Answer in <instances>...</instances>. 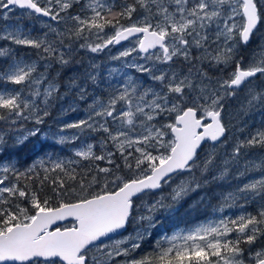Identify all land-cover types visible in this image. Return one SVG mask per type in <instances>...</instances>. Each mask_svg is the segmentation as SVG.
<instances>
[{"label":"snow or ice","instance_id":"1","mask_svg":"<svg viewBox=\"0 0 264 264\" xmlns=\"http://www.w3.org/2000/svg\"><path fill=\"white\" fill-rule=\"evenodd\" d=\"M17 10L46 18L45 30L10 23ZM261 26L264 0H0V264H264V120L241 118L264 110V87L253 83L264 84V43L241 54ZM125 41L106 77L90 63L69 78V92L87 102L83 116L45 132L63 99L49 69ZM242 90L233 113L228 101ZM33 137L71 153L13 159ZM219 182L230 189L219 210L238 215L143 250L159 214ZM165 186L169 195L141 199Z\"/></svg>","mask_w":264,"mask_h":264},{"label":"trees","instance_id":"2","mask_svg":"<svg viewBox=\"0 0 264 264\" xmlns=\"http://www.w3.org/2000/svg\"><path fill=\"white\" fill-rule=\"evenodd\" d=\"M20 11L15 12V17L17 20L10 21V23L18 22L25 29H32L33 34H40L45 29L43 28V23L46 18L34 19L28 16H21ZM127 41L121 43L118 46L126 43ZM264 43V26H261L256 35L253 36L250 43L246 46L247 51L253 53L258 50V45ZM117 46V45H116ZM105 49L100 53H91L87 50H78L73 54V63L67 66L66 68H60L59 66H54L49 69L51 77H56L61 83L62 87L60 88V95L63 96V99L57 98L53 101L52 107L50 109V116L46 118V122L43 126V130L48 133H55L57 128L60 126L62 121H67L70 119H76L83 116V109L87 107V102L79 101L76 98V93L69 92L67 82L72 76L82 77L85 71L88 69L90 63H95L100 65V72L106 77L107 70L112 67L119 68L121 62L111 60L112 56H116L109 48L110 51ZM21 54H25L30 59H36V52L33 49H19ZM110 52V53H109ZM248 54V53H247ZM43 71V68H40ZM226 71H231V68ZM225 72L220 71H210V75L213 77L226 75ZM57 73L59 76L57 77ZM257 87H264V84L260 80L253 82ZM10 87V86H9ZM101 87H106V85H101ZM89 91H93L92 88H89ZM64 93H69L64 96ZM97 94L99 92L97 91ZM245 91L242 90L235 99L228 101L229 111L235 113L241 107V104L244 103ZM90 102V101H89ZM75 103V106L79 109L77 112H68L67 115L62 113V109H68L69 105ZM241 118L245 119L247 122L259 126L261 121L264 120V110L256 109L251 111L244 116L241 114ZM31 126V125H27ZM207 147V146H206ZM45 152H57L62 156H68L71 153V146H62L55 145L52 139H44L42 137H33L30 138L29 142H26L25 145L20 147L15 153L12 154V158L20 161L21 164H29L34 159L39 156H42ZM3 159H8L5 156ZM184 177H178L176 183H179L180 179ZM222 186H217L216 184L209 185L208 188H205L196 193L190 194V196L181 200L178 204L175 205L174 210L169 213H163L158 215V219L161 221L159 225L153 230V234L160 231H168L192 227L196 223L203 221L210 217L211 215H217L218 213L227 214V216L238 215L240 209L237 207L225 208L223 212L219 210L217 196L221 191H228V182H219ZM175 185H173L174 187ZM171 193V188L165 186L162 191H157L150 193L148 195L142 196V200L151 201L157 199L160 195H169ZM207 196V198L200 202L202 196ZM139 203V201H137ZM258 207V204H250L247 206V211L254 214L255 209ZM129 230H132V226H129ZM143 254V253H141Z\"/></svg>","mask_w":264,"mask_h":264},{"label":"rangeland","instance_id":"3","mask_svg":"<svg viewBox=\"0 0 264 264\" xmlns=\"http://www.w3.org/2000/svg\"><path fill=\"white\" fill-rule=\"evenodd\" d=\"M21 15V14H20ZM130 44L129 42H126L124 44H122L121 46H111V50H113L112 52L115 54V55H118L120 51L124 50L125 48L129 47ZM107 51H110L109 49ZM110 53V52H109ZM248 53V54H247ZM252 53L247 51L244 52L242 55H244L245 57H248L250 56ZM227 214H223V213H218L217 215H211L210 217H208L207 219L203 220V221H200L198 223H196L195 225H193L192 227H184V228H179V229H175V230H172L171 232H168L167 231V235H172L178 231H188V230H191L193 228H195L196 226L198 225H201V224H206L208 223L209 221H216V220H219L220 218L222 217H226ZM179 243V241H178Z\"/></svg>","mask_w":264,"mask_h":264},{"label":"flooded vegetation","instance_id":"4","mask_svg":"<svg viewBox=\"0 0 264 264\" xmlns=\"http://www.w3.org/2000/svg\"><path fill=\"white\" fill-rule=\"evenodd\" d=\"M247 48H243L241 50V54H243L244 52H246ZM158 226H161V225H158ZM132 230H129V232H131ZM167 231L163 230V231H160V232H157L155 233V235L152 233V235L147 239L146 243L144 244V251H150L152 249V246L154 245L155 241L157 239L160 238L161 235H164L166 234ZM125 235H127V233H125Z\"/></svg>","mask_w":264,"mask_h":264},{"label":"water","instance_id":"5","mask_svg":"<svg viewBox=\"0 0 264 264\" xmlns=\"http://www.w3.org/2000/svg\"><path fill=\"white\" fill-rule=\"evenodd\" d=\"M123 43V42H122Z\"/></svg>","mask_w":264,"mask_h":264}]
</instances>
